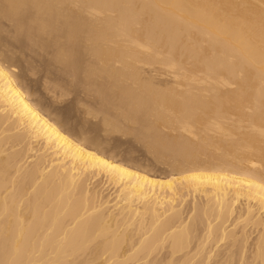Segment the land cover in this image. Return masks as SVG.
<instances>
[{"label": "bare ground", "instance_id": "obj_1", "mask_svg": "<svg viewBox=\"0 0 264 264\" xmlns=\"http://www.w3.org/2000/svg\"><path fill=\"white\" fill-rule=\"evenodd\" d=\"M0 264H264V0H0Z\"/></svg>", "mask_w": 264, "mask_h": 264}, {"label": "rangeland", "instance_id": "obj_2", "mask_svg": "<svg viewBox=\"0 0 264 264\" xmlns=\"http://www.w3.org/2000/svg\"><path fill=\"white\" fill-rule=\"evenodd\" d=\"M10 48H11V54H12L11 55L12 65L15 67V71H17V74L22 73L19 76L18 79L21 82L24 83V84L23 83L22 84L25 85L27 87V89L29 88V91L33 95L32 97H35V98H33V99H35V101L36 100L37 101L38 100L39 101L40 100L42 101V102L41 101L40 102L39 101L38 102L36 101L39 105H40V103H42V105L43 104H46L43 107H42V105H40L42 108L46 107V110L47 111L45 110V108L43 110L46 111L47 113H49L50 115H52L53 117H55V119H57V121L60 122V120L57 118V115L62 110H64V112H65L66 110H69L70 107H72V104H73L72 103L73 102L72 98L77 94V90L75 92L76 87H73V85L71 86L70 84H68L66 87L61 86L62 89L69 90L67 92H70V93H67V95H65V97L63 96L62 98H59V99H57L54 102V100L51 99V94L50 95L48 94L50 92H48L46 88H47V86L49 85L50 82H52L54 79H58V76H57L56 73H54V71L53 72L51 71L52 72L51 73L50 71L47 72V70H45L46 69L45 68V63H46L45 60L47 59V57L45 59L44 58H40V59L35 58L34 55L28 53L27 51H23L22 52L18 48V44L10 45ZM29 63H32L33 64V67H32L33 69H29L28 68ZM69 103L71 104V106H70ZM83 104H84V102H83ZM83 104L82 105H78V106L79 107H82V106H84ZM85 104H88V103H85ZM66 106H69V108H67ZM55 111H56V113H55ZM73 111L76 112L75 113L76 115L74 114ZM71 113H73V114H71V115L68 116V117L72 116L71 117V120H69L70 118H68L69 125H67V126L65 125L64 126V124H62V122H60V123H61V126L62 127L64 126L65 128H67L69 126L66 130L67 131L69 130V132H71V134H73V132H74L73 126L77 122V120L79 119L78 118V115L80 113L78 114V111L73 110V109H72V112ZM88 119H90V118L88 117ZM91 120L92 119L89 120L90 122L87 120L88 121V124L89 123L91 124ZM97 120H98V118L95 119L94 121H97ZM70 121H71V123H70ZM94 121L92 123H94ZM72 122H74V123H72ZM103 134L105 135V133L101 132V135H103ZM73 135L76 136L75 135V132H74ZM107 135H105L104 137H106ZM107 139H109L110 141L113 140L112 142L115 141L117 143V147L118 148L116 147V149H115V152L116 151L117 152L116 153L114 152L117 158H122L123 155H125V153L123 152V151H127L125 149L132 148L133 149V155H134L133 157L136 160V161L134 160L135 163L138 162V164L141 165L142 167H146V168H149V169L151 167V170H153L154 172L156 171L157 173H159V171L160 172H162V171L164 172V171H167L168 170V169L165 170L164 165H162V164H156L153 161L151 155H149L148 153H146V151L143 150V147L141 146V144L138 143V142L136 143L134 137L131 134L130 135H126V134H123L122 135L120 133L111 132V133H109ZM117 149H119V150H117ZM117 153H119V154H117ZM126 157L127 156H125L123 158H124V160L128 161L127 160L128 158L126 159ZM107 191L108 190L106 189L105 192H107Z\"/></svg>", "mask_w": 264, "mask_h": 264}]
</instances>
